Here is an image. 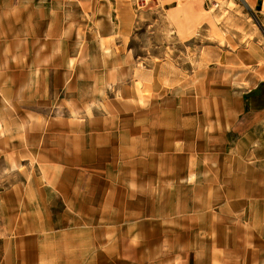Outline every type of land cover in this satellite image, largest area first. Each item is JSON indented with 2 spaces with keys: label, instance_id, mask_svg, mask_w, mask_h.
<instances>
[{
  "label": "crops",
  "instance_id": "1",
  "mask_svg": "<svg viewBox=\"0 0 264 264\" xmlns=\"http://www.w3.org/2000/svg\"><path fill=\"white\" fill-rule=\"evenodd\" d=\"M35 2L0 0V57L7 56L0 71V86L5 89L0 93L4 101L11 96V104L14 99L20 103L14 93L20 96L21 88L30 85L31 98L25 100L40 96L57 101L61 76H49L47 82L45 72L78 69L77 50L66 67L56 60L41 66L27 64L23 57L28 51L31 56V49L51 48L57 40H63L60 46L76 48L84 35L86 47H93L91 38L99 39L100 53L107 55L102 41L114 39L113 53L122 54L125 45L118 40L130 38L137 23L134 0ZM211 4L219 6L213 0H186L167 11L175 17L183 13L179 22L188 33L205 26L210 33L212 25L222 26L230 40L244 33L237 25L228 26L239 23L237 16L207 15L206 6ZM55 6L77 7L86 22L62 20ZM257 8L263 12L264 2H258ZM165 19L170 21L168 15ZM11 56L16 63H10ZM256 62L258 66L264 57ZM116 65L112 69L125 70V63ZM255 65L254 72L238 81L251 86L240 110L228 111L226 117L214 112L218 119L233 118L225 127L218 123L191 128L183 120L181 126L172 123L159 129L156 110L137 111L135 126L118 127V133L115 128H78L69 122L57 126L48 124L45 114L22 112L21 119L6 115L0 100V177H10L18 167L44 166L43 176L35 177L31 189L18 185L0 193V264H264V94L258 93L264 85V66ZM84 69L101 70L91 62ZM34 70L42 72L43 79L30 83L28 72ZM142 114L150 122L142 121ZM205 115L181 113L182 119ZM118 134L123 136L117 138ZM112 149L133 162V172L128 170L132 175H118L113 181L112 175L98 170L109 167ZM95 150L109 157L101 165H95ZM142 151L148 152V158H142ZM79 166L86 173L77 172ZM93 167L102 174H88ZM143 172L149 186L144 193ZM128 181L134 183L131 189L126 187ZM83 182L89 185L84 187ZM131 215L133 223L127 227L126 216ZM143 215L150 223L144 235L141 220L135 217Z\"/></svg>",
  "mask_w": 264,
  "mask_h": 264
},
{
  "label": "rangeland",
  "instance_id": "2",
  "mask_svg": "<svg viewBox=\"0 0 264 264\" xmlns=\"http://www.w3.org/2000/svg\"><path fill=\"white\" fill-rule=\"evenodd\" d=\"M37 1L34 3L35 5H38ZM185 1L140 0L138 3L137 0H134L137 23L130 38L118 40L119 43L125 45L122 54H119L117 50L115 54L113 53L110 42L113 43L114 39L102 41L104 45H107L105 49L107 55H102L98 44L99 39L91 38L94 41L93 47H86L84 35L78 38L76 48L73 44L60 46L61 40H57V45L51 48L39 45L38 48L31 49V56H28V51V54L23 57L27 64L31 63L33 66L39 63L38 65L41 66L56 60L66 67L72 62L70 59H73L71 56L73 50L74 52L77 50L79 55L78 69L75 71L64 70L61 71L62 73L59 71L45 72L49 74L48 78L45 77L47 82L50 81L51 77L49 76H52V79L57 75L61 76L62 88L57 101L54 100L52 103L47 99L41 100L43 97L40 96L37 99L25 100L26 96L31 98L29 97L31 95L30 85L21 88L20 96L14 93L17 99H22L20 103L15 102L17 100L14 99V104H11V96L4 101L0 93L2 110L6 115L20 119L22 112L30 111L45 114L48 124L65 126L63 122H69L78 128H89V125H92L94 129L115 128L113 131H117V133L118 127H134L139 120V118H135L134 113L140 110L158 111L159 129L173 126L172 123L174 126L180 123L179 126H181L183 120L189 121L191 128L193 126L211 128L218 123L225 127L229 122L233 123V118L218 119L214 112H220L222 114L220 117H226L228 111L240 110V106L244 104V96L249 95L248 90L251 89V86L238 85V81L245 75L254 72L252 65H255L262 56L264 57V11L258 12L257 10L258 2L262 4L264 0H213L219 6L214 7L212 4L206 6V11L209 12L207 15L210 16H219L220 14L224 17L237 16L239 23L228 26L237 25L244 30V33L241 35L238 33V37H233L231 40L225 36L222 26L218 28L212 25L213 29H210V33L206 26L194 33L192 31L191 33L185 32L183 23L179 22L182 20L183 13L180 12L175 17L170 15L173 12L167 11L168 6L183 4ZM229 2L231 7H229ZM55 9L62 14V20L66 19V22L67 20L86 22L85 15L77 13L78 8L75 6H55ZM95 12H97V8H95ZM165 15L170 17L169 22L166 21ZM80 26L81 24H79ZM255 32H257L255 39H252ZM88 37L90 36L88 35ZM250 41L255 45L252 44L251 46ZM113 46H115L114 43ZM237 53L238 55H236ZM5 57H7L6 54L0 57V62H3L0 64V71L4 70L3 64H6L7 61L4 62ZM23 58L20 63L23 62ZM16 60L15 56L10 57V63H16ZM88 62L93 63L95 68L100 67L101 70L95 72L85 70V64ZM118 63H125L124 71L112 69ZM110 64L114 65L109 66ZM263 66L264 62H260L258 66L255 65L254 67L262 68ZM28 73L30 83L31 80L43 79L42 72H38V70ZM259 87L258 93L263 95L264 85ZM4 89V86H0L1 92ZM184 111L193 113L202 111L205 112L206 117L182 119L181 113ZM118 114H120V118H117ZM49 117H61L62 119L53 120ZM142 117V121L150 122L149 118L144 119L145 114H142ZM29 120L30 122L34 121ZM98 134L95 136L99 137ZM118 135H116L117 138L123 136V134ZM175 137L180 141L179 136ZM230 137L233 139L235 136L231 135ZM100 140L102 141V139ZM205 147L203 146V149ZM118 151L112 149L109 152V158L103 157L101 151L95 150L93 152L96 160L95 165L96 162L103 164L102 160L106 158L110 159V165L100 169L88 168L90 169L88 174H102L101 172L104 171L105 174L112 175L113 179L111 177L110 179L113 181L118 175L131 174L129 171L133 172V162L125 161L123 156L121 157L122 153ZM128 151L133 153V151ZM128 151H126L127 154H129ZM142 158H148L147 151H142ZM124 162L128 167L121 168ZM145 169L143 167V171ZM77 172L84 174L86 170L79 166ZM11 174L12 177H0V193L18 185L31 189L36 185L35 177L43 176L44 166L18 167L16 172ZM140 176L142 177L141 183L144 193L149 187L145 182L148 180L146 178L148 174L144 176L143 172ZM41 184L43 185L42 182ZM155 184L157 185V183ZM82 185L86 187L89 183L83 182ZM133 186V182H126L127 188L131 189ZM179 186L180 184H175V188ZM143 207L145 206L143 205ZM112 217L119 219L118 216ZM135 217L136 220H141L142 234L149 233L150 223L149 220H145L148 216ZM126 218V226L128 227L129 223H133L134 216H126ZM156 222L160 223L161 220ZM156 222H152V224L154 225Z\"/></svg>",
  "mask_w": 264,
  "mask_h": 264
},
{
  "label": "built area",
  "instance_id": "3",
  "mask_svg": "<svg viewBox=\"0 0 264 264\" xmlns=\"http://www.w3.org/2000/svg\"><path fill=\"white\" fill-rule=\"evenodd\" d=\"M139 1H140V0H137L138 3H140ZM143 2H144V1H143Z\"/></svg>",
  "mask_w": 264,
  "mask_h": 264
}]
</instances>
